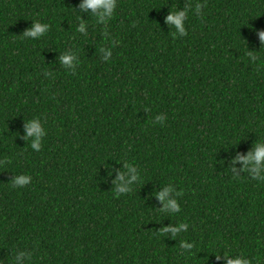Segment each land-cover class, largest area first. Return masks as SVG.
I'll use <instances>...</instances> for the list:
<instances>
[{"label": "trees", "instance_id": "1", "mask_svg": "<svg viewBox=\"0 0 264 264\" xmlns=\"http://www.w3.org/2000/svg\"><path fill=\"white\" fill-rule=\"evenodd\" d=\"M80 3L0 0V264H264V180L237 160L264 142V0H116L106 23Z\"/></svg>", "mask_w": 264, "mask_h": 264}, {"label": "clouds", "instance_id": "2", "mask_svg": "<svg viewBox=\"0 0 264 264\" xmlns=\"http://www.w3.org/2000/svg\"><path fill=\"white\" fill-rule=\"evenodd\" d=\"M81 11L91 10L93 15L97 19V23H106L112 18L113 12L116 7V0H81L78 5ZM188 8L183 11H170L165 18V23L169 26H174L175 34L179 36L185 35V28L183 27V21L186 18ZM197 15L200 11V5L195 9ZM49 25L41 24L39 22H33L30 29L24 31L23 35L27 38L38 39L48 31ZM77 31L83 33L85 31V25L81 22L77 28ZM260 39L264 41V32L258 33ZM104 53V59L107 60L111 55L109 50L102 49ZM76 58L72 54H63L59 57V63L66 68L75 67ZM157 122H163V116H157ZM26 136L31 137V148L34 151H39L41 147V140L45 135V132L40 128V122L38 119H32L25 123ZM237 160L242 164V171L247 170L251 172L253 179L264 180V142H257L249 153L243 157H238ZM127 171L118 176L114 181L115 191L117 193H126L130 190V186L137 181L138 176L135 169L131 166H124ZM235 173V170L233 169ZM127 177V179H125ZM31 177L28 175L14 176L11 181L13 187H24L30 183ZM173 189L171 187H165L162 191L155 193L156 198L161 202L162 208L160 211L176 213L180 211L177 201L172 197ZM187 224L181 223L176 226L169 225L161 229L164 233H171L172 235L178 234L180 231L186 230ZM183 249H191L190 243H182ZM217 260L221 259V255L216 257ZM225 264H249V261L242 257H227L223 255Z\"/></svg>", "mask_w": 264, "mask_h": 264}]
</instances>
